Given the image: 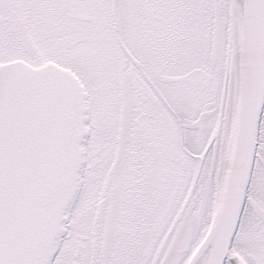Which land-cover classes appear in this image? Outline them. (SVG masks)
Masks as SVG:
<instances>
[{"label":"snow or ice","instance_id":"6c2138e0","mask_svg":"<svg viewBox=\"0 0 264 264\" xmlns=\"http://www.w3.org/2000/svg\"><path fill=\"white\" fill-rule=\"evenodd\" d=\"M0 264H264V0H0Z\"/></svg>","mask_w":264,"mask_h":264}]
</instances>
